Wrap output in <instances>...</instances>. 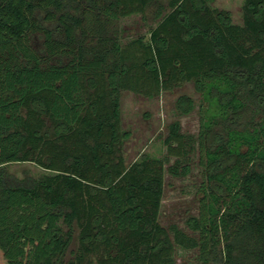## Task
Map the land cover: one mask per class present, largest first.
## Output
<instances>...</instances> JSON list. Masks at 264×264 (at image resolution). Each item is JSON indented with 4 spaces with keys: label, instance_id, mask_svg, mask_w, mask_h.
I'll list each match as a JSON object with an SVG mask.
<instances>
[{
    "label": "trees",
    "instance_id": "16d2710c",
    "mask_svg": "<svg viewBox=\"0 0 264 264\" xmlns=\"http://www.w3.org/2000/svg\"><path fill=\"white\" fill-rule=\"evenodd\" d=\"M214 1L0 0V264H175V246L264 264V0H242L241 24ZM132 16L154 26L124 42ZM185 84L197 137L174 121L165 157L127 164L120 94ZM195 151L199 215L166 230L164 166L186 177ZM10 163L44 174L18 181Z\"/></svg>",
    "mask_w": 264,
    "mask_h": 264
},
{
    "label": "rangeland",
    "instance_id": "374dc122",
    "mask_svg": "<svg viewBox=\"0 0 264 264\" xmlns=\"http://www.w3.org/2000/svg\"><path fill=\"white\" fill-rule=\"evenodd\" d=\"M212 7L228 11L232 22L241 24L242 0H215ZM154 24L144 23L139 16H132L121 21L123 41L138 36H147ZM188 96L195 103V110L188 116H178L174 104L179 96ZM199 96L191 84H185L172 92L148 99L130 92L120 94L121 129L130 134L123 145L125 161L130 164L143 156L163 158L167 155L163 140L167 135V126L174 121L180 124V131L186 135L197 137L199 117L197 115ZM169 158V165L174 163ZM164 166L163 198L161 201L158 222L168 229L175 225L190 234L186 221L198 217L202 193V169L198 165L197 151L191 156V171L186 177L175 178L167 173ZM6 173L20 181L25 178H38L44 171L31 163H10L2 166ZM198 250H183L175 246V264H200Z\"/></svg>",
    "mask_w": 264,
    "mask_h": 264
}]
</instances>
